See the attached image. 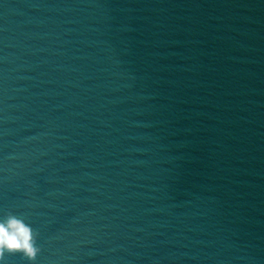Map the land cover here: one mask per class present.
<instances>
[{
	"label": "water",
	"instance_id": "1",
	"mask_svg": "<svg viewBox=\"0 0 264 264\" xmlns=\"http://www.w3.org/2000/svg\"><path fill=\"white\" fill-rule=\"evenodd\" d=\"M8 212L35 264H264V0H0Z\"/></svg>",
	"mask_w": 264,
	"mask_h": 264
},
{
	"label": "clouds",
	"instance_id": "2",
	"mask_svg": "<svg viewBox=\"0 0 264 264\" xmlns=\"http://www.w3.org/2000/svg\"><path fill=\"white\" fill-rule=\"evenodd\" d=\"M39 233L21 216L6 213L0 218V264L6 257L21 255L29 264H35L41 253L38 245Z\"/></svg>",
	"mask_w": 264,
	"mask_h": 264
}]
</instances>
